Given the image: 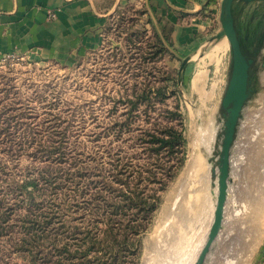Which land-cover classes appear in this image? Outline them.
Listing matches in <instances>:
<instances>
[{
  "label": "rangeland",
  "instance_id": "obj_1",
  "mask_svg": "<svg viewBox=\"0 0 264 264\" xmlns=\"http://www.w3.org/2000/svg\"><path fill=\"white\" fill-rule=\"evenodd\" d=\"M135 1L72 60L0 61V264L196 262L214 216L232 52L201 24L212 0H163L158 28ZM233 6L264 24V3ZM260 89L251 101L263 104ZM169 129L183 142H151ZM251 142L249 132L230 150L229 235L203 264H250L264 229V137Z\"/></svg>",
  "mask_w": 264,
  "mask_h": 264
},
{
  "label": "crops",
  "instance_id": "obj_2",
  "mask_svg": "<svg viewBox=\"0 0 264 264\" xmlns=\"http://www.w3.org/2000/svg\"><path fill=\"white\" fill-rule=\"evenodd\" d=\"M103 1L0 0V61L9 54L28 56L40 61L76 58L88 47L98 44L106 22L110 21L122 7L120 2L127 3V0H107L108 4H103ZM135 2L137 5L134 11L142 13L143 16L148 13L153 27L162 26L163 0ZM210 4V17L205 23L200 20V23L205 25L203 26L205 34L210 32L209 40L215 38L221 28L217 0H212ZM236 7L233 6V14L237 30L242 37L240 42L246 55L254 59V64L250 75L253 92L242 109L235 140L239 136L246 137L251 132L253 146L254 133L264 137V103L251 101L255 94L263 92L260 88L264 86V24L261 22L262 25L260 23L258 25L257 22L255 25L256 19L251 14L244 17L248 10L244 12L239 8L240 11L237 12ZM167 9V16L174 29L173 22L177 19L175 11L172 8ZM249 12L251 13L250 10ZM258 86L259 88H256ZM224 218L225 215L219 235L214 241L219 250L229 235L224 229ZM256 242L251 250L253 256L250 264H264V229L258 232Z\"/></svg>",
  "mask_w": 264,
  "mask_h": 264
},
{
  "label": "water",
  "instance_id": "obj_3",
  "mask_svg": "<svg viewBox=\"0 0 264 264\" xmlns=\"http://www.w3.org/2000/svg\"><path fill=\"white\" fill-rule=\"evenodd\" d=\"M235 1L246 4L253 2L264 3V0H222L220 5L219 22L221 28L215 38L220 39L225 37L227 39L232 52V69L221 102V107L226 111L227 115L224 121L223 138L219 153L217 197L214 216L207 240L194 264L204 263L210 247L221 230L228 194L230 150L235 140L236 128L242 109L253 92L250 75L254 59L246 55L240 42V35L233 14V3Z\"/></svg>",
  "mask_w": 264,
  "mask_h": 264
},
{
  "label": "trees",
  "instance_id": "obj_4",
  "mask_svg": "<svg viewBox=\"0 0 264 264\" xmlns=\"http://www.w3.org/2000/svg\"><path fill=\"white\" fill-rule=\"evenodd\" d=\"M158 44H161L160 48L161 47L163 48L162 43L159 42ZM165 133L167 134L166 135L167 138H156L155 136L151 135V142L158 143L161 148L166 147L170 151L176 145H179L180 143L183 142V136H182L181 132H176V131L169 129ZM32 185H34L33 182H32ZM152 207H154V206H152Z\"/></svg>",
  "mask_w": 264,
  "mask_h": 264
},
{
  "label": "bare ground",
  "instance_id": "obj_5",
  "mask_svg": "<svg viewBox=\"0 0 264 264\" xmlns=\"http://www.w3.org/2000/svg\"><path fill=\"white\" fill-rule=\"evenodd\" d=\"M208 136V132H205L203 133L202 136H198V143L200 144H205V147H207L206 145H208V141H209V138H207ZM197 138V137H196ZM195 141V140H194ZM197 143V144H198ZM204 146V145H203ZM207 150V149H206ZM198 162V161H197ZM197 164L195 163V166L192 167V169L196 168ZM205 204V203H204ZM204 208V207H203ZM205 211V210H204ZM198 212V211H197ZM195 220V219H194Z\"/></svg>",
  "mask_w": 264,
  "mask_h": 264
},
{
  "label": "built area",
  "instance_id": "obj_6",
  "mask_svg": "<svg viewBox=\"0 0 264 264\" xmlns=\"http://www.w3.org/2000/svg\"><path fill=\"white\" fill-rule=\"evenodd\" d=\"M17 56L18 55H16V54H9V55L5 56L2 60H4V61H10V60H13V59L17 58Z\"/></svg>",
  "mask_w": 264,
  "mask_h": 264
},
{
  "label": "flooded vegetation",
  "instance_id": "obj_7",
  "mask_svg": "<svg viewBox=\"0 0 264 264\" xmlns=\"http://www.w3.org/2000/svg\"><path fill=\"white\" fill-rule=\"evenodd\" d=\"M240 35V34H239ZM242 39V37L240 36V40ZM251 39V38H250Z\"/></svg>",
  "mask_w": 264,
  "mask_h": 264
}]
</instances>
